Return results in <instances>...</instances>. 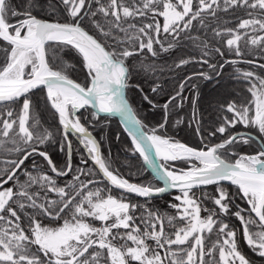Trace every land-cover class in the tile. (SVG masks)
I'll list each match as a JSON object with an SVG mask.
<instances>
[{
  "label": "snow or ice",
  "instance_id": "1",
  "mask_svg": "<svg viewBox=\"0 0 264 264\" xmlns=\"http://www.w3.org/2000/svg\"><path fill=\"white\" fill-rule=\"evenodd\" d=\"M66 50L78 58L82 80L72 78L77 68L64 59ZM261 59L264 0H0V264H257L241 235L264 261ZM194 63L208 71L181 77L165 93L157 73ZM225 66H234L241 87L218 106L207 132L219 142L205 143L202 135L203 146L192 147L168 135L169 116L178 117L186 89L196 88L191 81H211ZM42 88L43 100L34 99ZM133 89L162 110L156 126L138 117L127 95ZM150 94L167 99L159 104ZM198 100L195 92L188 121H174H194L197 134ZM38 102L52 110L56 127L41 121ZM102 114L104 125L108 117L121 118L131 151L157 171L162 187L131 182L114 167L90 131ZM238 125L248 131H233ZM72 134L84 149L78 162ZM53 143L65 154L62 162L42 148ZM242 146L253 150L237 151ZM30 159L35 171L26 166ZM178 161L190 167H177ZM113 188L121 193L113 195ZM169 189L179 193L167 205L174 212L150 206Z\"/></svg>",
  "mask_w": 264,
  "mask_h": 264
},
{
  "label": "trees",
  "instance_id": "2",
  "mask_svg": "<svg viewBox=\"0 0 264 264\" xmlns=\"http://www.w3.org/2000/svg\"><path fill=\"white\" fill-rule=\"evenodd\" d=\"M170 39V38H169ZM185 51L192 54L197 55V50L188 43H185ZM175 51V50H174ZM67 55L64 56V59L71 63L73 67L77 68V71L73 73L72 77L77 78L79 77L81 80L83 79L84 73L83 70L80 69L78 58L75 56L74 53L66 50ZM182 55L184 53H181ZM63 55V54H62ZM165 55V59L167 60V64H172V57H169L167 54ZM217 59H219L217 57ZM158 63L161 65L164 64L163 60H158ZM260 62L264 63V59H261ZM233 67L234 66H225L223 73L219 77H215L211 81L204 80V79H196L194 78L191 81V84H195L196 88L186 89L185 95L188 97V100L184 103V107L182 110H179L178 117H182L185 121H188L192 112L191 101L193 99V95L195 92H199V100L197 101L198 110L201 113L202 121H201V132L197 134L195 131L196 124L195 122L185 123L183 125H175L174 121L177 119V115L172 114L169 116V122L166 126L167 134L173 136L175 139L180 140L183 143H187L193 147H202L203 144L201 143L200 136H205V143L211 142H219V137L208 138L207 132L212 130V125L215 121V117L218 114V106L222 104L225 100L229 99V94L233 92H238L241 87V82L233 79ZM240 67H247L245 65H240ZM208 71L207 66H201L198 63L189 64L184 66L181 69H173L169 70L167 66L163 68L162 72L157 73L159 76V83L165 89V93L174 91L176 84L180 81L181 77L186 75H190L194 71ZM211 74V73H210ZM145 91H148L147 85H144ZM45 94V90L42 88L40 90L35 91L34 99L39 98V101L43 100ZM128 98L130 103L132 104L133 108L136 110L138 117L144 122L148 128L156 126L159 122L162 121L163 113L160 108H153L151 107L146 101L142 100L140 93L136 90H129ZM154 95L156 101L159 104H163L164 101L167 99L166 94L161 95ZM81 112H85V110H81ZM38 113L42 122L45 123V126L56 127L58 125V119L54 118L52 110L50 108L45 107L43 103L38 102ZM87 115V112H85ZM104 117L101 116V124H97L95 128H90V131H93V134L96 136L98 140L101 141L102 144V151L104 154L111 159L113 162L114 167L118 168L120 173L123 174L126 178L130 179L131 182L135 183H151L156 186H160V182H158L151 173L146 169L143 165L142 160L138 153H134L131 151L133 148L129 138L127 137L126 133L124 132L121 124L117 120V118H109L106 125L103 124ZM248 131V129L243 128L242 125H238L236 129L233 131ZM73 140V147L77 150L74 153V161L78 162L80 158V153L84 151L83 146L78 143L76 138L71 135ZM42 148H46L49 150L50 155H52L53 159L56 161H63L65 159V154L61 152L56 143L51 145L42 146ZM253 149L249 148L248 146H242L237 151L241 152H251ZM36 160L43 163L41 158L35 157ZM26 166L29 170L35 171L31 168L32 160L26 161ZM176 166L180 168L190 167V164L182 161L176 162ZM0 167H3L0 164ZM89 167H95L94 164L90 161ZM19 178L21 180L26 179L24 174L21 172L19 173ZM70 177H66L63 179L62 182H66ZM61 182V183H62ZM11 183V182H10ZM230 192L236 191V186L224 183ZM103 187L104 185H99ZM208 191H214V186H208ZM121 192L112 189L113 195H119ZM171 194V195H170ZM178 192H171L165 195L155 197L150 201V206H154L157 209L161 210H169L167 205L169 201L175 202L172 200V197ZM54 195V194H53ZM127 195V194H125ZM129 199L134 202H138L140 204L145 203V198L134 196V195H127ZM208 207H211V203L206 201L205 202ZM236 203L241 207H247L246 201L237 199ZM230 224L235 225L237 228L240 227L239 221L232 217L230 219ZM97 226H99V222H96ZM241 247L248 254L250 257L257 261V264H264V261H261L259 257L255 256L246 246L243 237L241 235L240 239Z\"/></svg>",
  "mask_w": 264,
  "mask_h": 264
},
{
  "label": "water",
  "instance_id": "3",
  "mask_svg": "<svg viewBox=\"0 0 264 264\" xmlns=\"http://www.w3.org/2000/svg\"><path fill=\"white\" fill-rule=\"evenodd\" d=\"M72 78H73V79H76V78H74V77H72ZM102 116L104 117L103 114H102ZM109 118H111V117H109ZM112 118H117V120H118L119 123L121 124V126H122L124 132L126 133L127 137L129 138V140H130V142H131V138H130V136L128 135L127 131L125 130L124 125L120 122V121H121V118H120L119 116H114V117H112ZM241 131H244V130H241ZM72 135L76 138V136H75L74 134H72ZM76 140H77V138H76ZM131 144H132V142H131ZM188 145H189V144H188ZM132 146H133V144H132ZM189 146H191V145H189ZM192 147H193V146H192ZM140 158H141V160H142L143 165L146 167V169L151 173V175H152V176H153L158 182H160V184H161L160 186L162 187V186L164 185V181L160 179V177H159L157 171L154 170L150 165L145 164L144 161H143V158H142L141 156H140ZM157 160H158V158H157ZM158 162H159V161H158ZM92 163L94 164V162H92ZM94 166H95V165H94ZM95 167H97V166H95ZM224 183L230 184L229 182H224ZM207 187H208V186H207ZM114 189H115V188H114ZM116 190H118V191L121 192V190H119V189H116ZM171 192H178V190H177V189H169V192H168V193H171ZM125 194H127V193H125ZM165 194H167V193L161 194L160 196L165 195ZM127 195H134V196H136L135 194H127ZM158 197H159V196H158Z\"/></svg>",
  "mask_w": 264,
  "mask_h": 264
}]
</instances>
